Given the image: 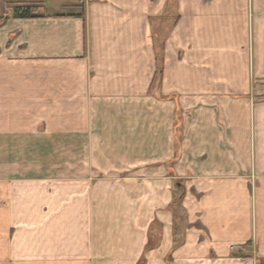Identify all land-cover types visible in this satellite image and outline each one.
Returning <instances> with one entry per match:
<instances>
[{
  "label": "crops",
  "instance_id": "crops-1",
  "mask_svg": "<svg viewBox=\"0 0 264 264\" xmlns=\"http://www.w3.org/2000/svg\"><path fill=\"white\" fill-rule=\"evenodd\" d=\"M0 264H264V0H0Z\"/></svg>",
  "mask_w": 264,
  "mask_h": 264
},
{
  "label": "trees",
  "instance_id": "trees-1",
  "mask_svg": "<svg viewBox=\"0 0 264 264\" xmlns=\"http://www.w3.org/2000/svg\"><path fill=\"white\" fill-rule=\"evenodd\" d=\"M33 15V12L31 9H22V10H17L14 12V17L15 18H31Z\"/></svg>",
  "mask_w": 264,
  "mask_h": 264
}]
</instances>
